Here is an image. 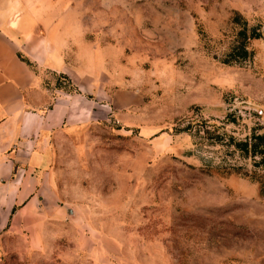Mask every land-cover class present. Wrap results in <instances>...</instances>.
Instances as JSON below:
<instances>
[{
	"label": "rangeland",
	"instance_id": "1",
	"mask_svg": "<svg viewBox=\"0 0 264 264\" xmlns=\"http://www.w3.org/2000/svg\"><path fill=\"white\" fill-rule=\"evenodd\" d=\"M13 2L38 87L94 106L0 264H264V153L233 147L264 137V0Z\"/></svg>",
	"mask_w": 264,
	"mask_h": 264
},
{
	"label": "crops",
	"instance_id": "2",
	"mask_svg": "<svg viewBox=\"0 0 264 264\" xmlns=\"http://www.w3.org/2000/svg\"><path fill=\"white\" fill-rule=\"evenodd\" d=\"M15 5L13 0H0V14L16 12ZM6 29H11L10 23L0 20V31ZM46 93L12 39L0 32V232L8 223L18 228L21 222L40 221L39 207L45 203L40 202L39 190L45 188L49 167L44 152L49 136L66 122L80 125L89 113L92 119V100L75 95L66 102L58 93L51 101Z\"/></svg>",
	"mask_w": 264,
	"mask_h": 264
},
{
	"label": "trees",
	"instance_id": "3",
	"mask_svg": "<svg viewBox=\"0 0 264 264\" xmlns=\"http://www.w3.org/2000/svg\"><path fill=\"white\" fill-rule=\"evenodd\" d=\"M256 140L259 141V143H251L249 145V143L247 142H238V143H235V145L233 146L235 148V150H238L240 152H243V153H255V152H258L259 153H264V137H256Z\"/></svg>",
	"mask_w": 264,
	"mask_h": 264
}]
</instances>
